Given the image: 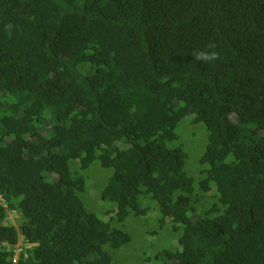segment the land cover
<instances>
[{
	"label": "trees",
	"instance_id": "1",
	"mask_svg": "<svg viewBox=\"0 0 264 264\" xmlns=\"http://www.w3.org/2000/svg\"><path fill=\"white\" fill-rule=\"evenodd\" d=\"M0 73V264L19 236L37 246L18 264H111L129 237L84 210L68 165L96 160L119 222L144 195L181 231L155 258L264 264V0H0ZM185 119L207 135L196 190Z\"/></svg>",
	"mask_w": 264,
	"mask_h": 264
},
{
	"label": "rangeland",
	"instance_id": "2",
	"mask_svg": "<svg viewBox=\"0 0 264 264\" xmlns=\"http://www.w3.org/2000/svg\"><path fill=\"white\" fill-rule=\"evenodd\" d=\"M177 135L176 145H180L186 154L184 173L192 179L196 190L209 168L208 165L200 164L207 142L205 128L203 124L192 125L185 119L177 127ZM168 146L173 147L170 144ZM100 163L96 160L83 171L79 170L77 161H69L68 165L72 175H80L85 180L84 189L77 193L84 210L129 237V241L117 250H111L107 246L104 248L110 256L111 264H171V261L155 257L163 251L179 250L173 238L181 231H173L171 221L161 215L159 205L144 195L139 196L138 204L141 209H146L147 214L135 217L130 213L124 222H119L115 204L103 198V191L113 177V170L102 167ZM190 204L194 205L192 200ZM7 220L9 224L16 226L21 217L18 212L8 209Z\"/></svg>",
	"mask_w": 264,
	"mask_h": 264
},
{
	"label": "clouds",
	"instance_id": "3",
	"mask_svg": "<svg viewBox=\"0 0 264 264\" xmlns=\"http://www.w3.org/2000/svg\"><path fill=\"white\" fill-rule=\"evenodd\" d=\"M215 45L213 43H210L208 45V48H214ZM193 58L198 61V62H211L216 59H218V53L214 51H205V50H197L192 53ZM0 78H1V73H0ZM6 251H10V246L4 244ZM37 246L36 244H30L28 242H24V238L22 236H19V241L17 245L13 248V256L11 258V263L12 264H18L20 256L24 254V257L27 258V253L26 250L31 249L32 247Z\"/></svg>",
	"mask_w": 264,
	"mask_h": 264
}]
</instances>
